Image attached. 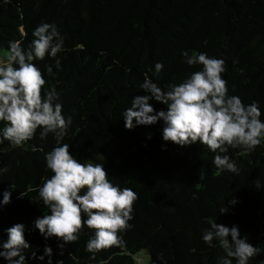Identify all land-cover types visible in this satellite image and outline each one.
Instances as JSON below:
<instances>
[{"label": "trees", "instance_id": "obj_1", "mask_svg": "<svg viewBox=\"0 0 264 264\" xmlns=\"http://www.w3.org/2000/svg\"><path fill=\"white\" fill-rule=\"evenodd\" d=\"M45 22L55 23L65 38L56 58L34 61L44 87L60 93L63 115L72 118L59 143L69 144L78 160L103 165L114 185L137 198L131 227L118 234L122 242L95 259L86 250L94 229L82 226L79 239L62 248L58 238L45 240L33 225L50 214L39 188L53 175L45 154L59 145L54 133L41 139L37 129L21 147L0 143V168L8 169L0 175V200L12 191L11 203L0 207V242L7 239L5 229L23 223L28 264H40L31 253L43 255L46 245L53 264H140L142 253L146 264H219L224 250L202 239L211 218L238 226L241 238L260 250L249 264H264V141L251 152L229 147L222 155L235 162L238 174L219 172L216 153L206 146L164 142L162 121L127 130L122 116L136 96L149 95L140 87L146 77L167 90L199 71L201 65L184 62L187 51L222 59L228 95L245 105L257 102L264 121V0H0V51L10 41L27 48ZM156 63L164 66L159 75ZM150 103L157 112L166 110ZM221 207L228 212L220 213ZM0 264L8 262L0 258Z\"/></svg>", "mask_w": 264, "mask_h": 264}, {"label": "clouds", "instance_id": "obj_2", "mask_svg": "<svg viewBox=\"0 0 264 264\" xmlns=\"http://www.w3.org/2000/svg\"><path fill=\"white\" fill-rule=\"evenodd\" d=\"M33 40L27 48L20 41H10L6 51H0V143L9 141L12 147H21L32 139L37 129L44 139L49 133L57 137L58 145L45 154L46 166L53 175L46 178L39 188V197L50 214L34 221V229L45 240L58 238L64 244L77 241L82 226L94 229L86 244V250L95 253L122 242L121 230L131 227L135 192L121 189L109 179L103 165L92 160L80 161L70 154L69 144H60L66 135L72 118L63 115L60 93L55 88H45V78L34 61L46 56L56 58L64 50L65 38L55 23H42L32 33ZM184 62L189 66L201 65L199 71L190 74L179 84L162 89L147 78L140 86L149 95L136 96L131 107L122 113L127 130L139 126H152L163 122L162 139L166 143L190 146L195 143L216 153L213 163L219 172L238 174V168L228 155L231 148L251 152L264 141V121L257 102L245 105L236 95H228L226 81L222 78L224 61L209 57L206 53L183 51ZM60 61L56 60L59 68ZM156 63V75L163 70ZM53 76L51 65L46 66ZM149 71H152L150 68ZM43 90V93H42ZM162 103L166 110L156 111L150 101ZM151 136L149 135V139ZM166 150L165 146H162ZM8 171L0 168V175ZM13 188V186L11 185ZM14 189V188H13ZM23 195V194H22ZM12 191L3 192L0 207L11 203ZM233 200L231 203L235 204ZM227 207L220 213L226 214ZM82 214L86 219H82ZM210 227L203 230L202 239L210 247L218 242L225 255L219 264H249L250 258L259 254V248L242 239L239 227H227L216 220L206 219ZM26 226L17 223L5 229L7 239L0 242V258L8 264H28L25 250L30 249L25 239ZM53 249L45 246L43 255L31 253L32 260L53 264Z\"/></svg>", "mask_w": 264, "mask_h": 264}, {"label": "rangeland", "instance_id": "obj_3", "mask_svg": "<svg viewBox=\"0 0 264 264\" xmlns=\"http://www.w3.org/2000/svg\"><path fill=\"white\" fill-rule=\"evenodd\" d=\"M147 255L146 253H142L139 257H138V262L140 264H146L147 262Z\"/></svg>", "mask_w": 264, "mask_h": 264}]
</instances>
